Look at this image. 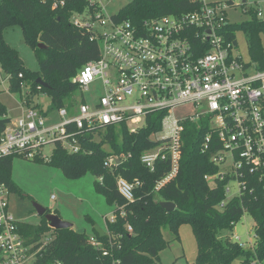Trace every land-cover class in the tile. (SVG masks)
I'll use <instances>...</instances> for the list:
<instances>
[{"label": "trees", "instance_id": "trees-1", "mask_svg": "<svg viewBox=\"0 0 264 264\" xmlns=\"http://www.w3.org/2000/svg\"><path fill=\"white\" fill-rule=\"evenodd\" d=\"M198 7L196 0H129L111 18L140 25L144 20L180 15ZM84 11L92 12L87 0H0V70L6 75L8 88L18 92L27 107L38 109L45 115L48 112L42 111L38 104L30 105L33 92L47 93L53 110L65 107L70 112L74 106L69 100L78 90L73 77L83 65L99 56L93 30L87 26L77 27L71 22L73 15ZM245 13L249 16L247 19L226 26V37L237 46L236 33L242 32L249 60L258 69H264L261 36L264 34V19L251 6ZM13 26L20 28L24 42L34 52L38 63L36 70L26 68L18 51L3 39L2 31ZM37 79H41L45 86L39 87ZM22 87L27 89L24 95ZM162 116V112L149 113L144 124L133 132L126 124L95 127L80 134L78 152L70 153L56 142L47 159H33L60 169L68 178L90 173L95 177V191L108 204L116 206L115 220H105L104 236L92 229V235L109 250L107 256L89 243L90 235L73 227L52 229L44 216L36 224L18 222V231L27 244H34L33 249L42 245L38 255L41 264H154L159 261L160 251L169 244L162 230L166 229L178 238V227L182 223H189L192 227L197 264H230L238 256H244L245 262L252 256L264 263V199L259 192L248 193L220 205L224 199V181L210 185L203 178L217 170L209 160V153L200 150L205 135L203 124H184L177 173L155 189L157 182L169 171L170 164L167 160H158L150 170L141 162V155L154 146L151 135L160 129ZM10 121L6 106L0 101V134ZM216 148V145L212 146L211 150ZM14 156L0 158V182L5 183L10 192L21 194V189L11 179ZM108 158L113 160L106 165ZM118 178L138 182L131 201L119 193ZM163 201L173 202L175 208L166 211L160 206ZM46 211L52 212L47 208ZM245 211L254 221L251 250L244 249L228 236H221L222 231L233 228ZM87 219L94 226L93 221ZM128 225L132 228L130 232ZM46 234L49 238L44 243L42 238Z\"/></svg>", "mask_w": 264, "mask_h": 264}, {"label": "built area", "instance_id": "built-area-1", "mask_svg": "<svg viewBox=\"0 0 264 264\" xmlns=\"http://www.w3.org/2000/svg\"><path fill=\"white\" fill-rule=\"evenodd\" d=\"M196 1V10L144 20L140 25L115 21L109 15L111 30L100 32L94 22H104L101 2L87 0L92 12L76 13L71 22L93 30L99 56L83 65L73 81L81 94L95 84L99 90L96 99L82 95L70 112L65 107L57 109L58 121L46 119L32 107L22 110L0 134V158L47 159L44 146L56 142L76 153L80 150L78 137L84 131L126 124L133 132L149 113L162 112L160 129L151 135L155 144L141 155V162L150 170L158 160L170 164L156 190L176 175L182 131L190 122L205 126L200 150L209 153L217 170L203 178L210 185L224 181L220 205L248 193L259 192L264 199V69L242 60L237 46L226 37L228 1ZM257 14L260 17V10ZM183 108L187 111L176 113ZM112 160L108 158L106 165ZM137 184L117 179L119 193L129 201ZM9 193L0 182V264H41L42 245L33 249L34 244H27L18 231L21 220L10 210ZM115 217L113 213L108 220L113 222ZM127 230H132L130 225ZM48 238L44 236L42 242ZM89 243L103 256L109 255L104 243L92 234ZM260 263L255 259L253 264Z\"/></svg>", "mask_w": 264, "mask_h": 264}, {"label": "rangeland", "instance_id": "rangeland-1", "mask_svg": "<svg viewBox=\"0 0 264 264\" xmlns=\"http://www.w3.org/2000/svg\"><path fill=\"white\" fill-rule=\"evenodd\" d=\"M129 0H100L101 13L103 21H95L94 26L100 32H109L111 22L109 15L116 14ZM209 1H228L230 4L227 11V17L232 22H240L249 16L245 13L248 7H254L260 10V18L264 19V0H246L242 6L241 0H209ZM237 50L242 60H249L247 43L242 32H237ZM262 43L264 46V34ZM3 39L13 48H15L23 65L31 70L38 68L34 52L23 40L20 28L17 26L5 28L2 31ZM27 89L22 87L21 93L24 95ZM99 90H95V84L87 93L81 94L77 90L69 100L75 104L81 99L82 95L89 100L97 97ZM0 101L7 108V116L11 120L21 115V111L27 106L20 100V95L16 91L8 88V82L5 74L0 71ZM38 104L42 111L47 112L46 119L58 121L57 110H53L51 99L45 92H33L30 94V105ZM50 108L52 110H50ZM185 108L176 111L184 113ZM159 136L162 132L158 133ZM53 145H46L43 148V156L48 158L52 152ZM11 179L21 189V194L10 192L8 195L9 207L12 213L21 221L36 224L40 220L33 208V203H38L43 207L56 212L61 219L72 223L76 231L92 232V224L87 217L93 221V225L104 227V220L109 219L114 213L116 206L108 204L105 198L94 189L95 177L90 173H85L78 178H68L64 173L47 163L36 162L32 159H26L21 156H14L11 163ZM234 192V184H230ZM163 236L169 241L168 246L163 248L159 253V261L154 264H197L196 254L197 246L189 223H182L178 227V238L167 231L162 230ZM48 236V234H46ZM222 237L228 236L232 241L235 237L239 238L238 243L244 249H252L254 244V221L249 212L245 211L239 218L238 222L231 230L221 232ZM245 262L244 256L234 258L230 264H253L255 258L249 256ZM264 264V263H260Z\"/></svg>", "mask_w": 264, "mask_h": 264}, {"label": "water", "instance_id": "water-1", "mask_svg": "<svg viewBox=\"0 0 264 264\" xmlns=\"http://www.w3.org/2000/svg\"><path fill=\"white\" fill-rule=\"evenodd\" d=\"M246 0H242V3H245ZM39 47L43 48L44 45L38 44ZM36 82L39 85L45 86V84L41 81V79H37ZM160 206L164 208L166 211H172L175 208V204L169 201L160 202ZM33 208L38 216H44L48 225L52 229H63L72 227V223L61 219V217L53 212H47L46 208L38 203H33ZM94 230L99 234V236H104L105 231L97 225L93 226Z\"/></svg>", "mask_w": 264, "mask_h": 264}, {"label": "crops", "instance_id": "crops-1", "mask_svg": "<svg viewBox=\"0 0 264 264\" xmlns=\"http://www.w3.org/2000/svg\"><path fill=\"white\" fill-rule=\"evenodd\" d=\"M22 112V111H21ZM100 228H102L104 231H105V220H104V227H101V226H99ZM91 229H93V226L91 227ZM82 232V231H81ZM85 233H87V232H85ZM88 234V233H87ZM92 234V232L90 233V234H88V235H91Z\"/></svg>", "mask_w": 264, "mask_h": 264}]
</instances>
